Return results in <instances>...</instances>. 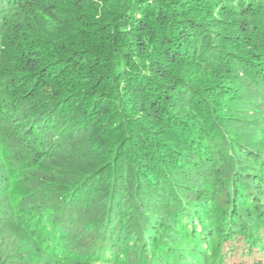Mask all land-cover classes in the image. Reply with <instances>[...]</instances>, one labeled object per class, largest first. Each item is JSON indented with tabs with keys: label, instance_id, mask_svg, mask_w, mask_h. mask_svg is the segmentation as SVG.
I'll return each mask as SVG.
<instances>
[{
	"label": "trees",
	"instance_id": "1",
	"mask_svg": "<svg viewBox=\"0 0 264 264\" xmlns=\"http://www.w3.org/2000/svg\"><path fill=\"white\" fill-rule=\"evenodd\" d=\"M0 264H264V0H0Z\"/></svg>",
	"mask_w": 264,
	"mask_h": 264
}]
</instances>
